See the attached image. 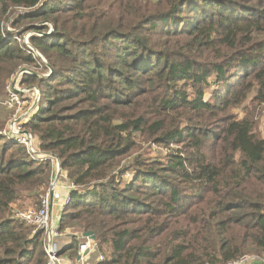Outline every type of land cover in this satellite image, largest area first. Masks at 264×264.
Listing matches in <instances>:
<instances>
[{"label":"trees","instance_id":"16d2710c","mask_svg":"<svg viewBox=\"0 0 264 264\" xmlns=\"http://www.w3.org/2000/svg\"><path fill=\"white\" fill-rule=\"evenodd\" d=\"M24 66L26 129L73 184L60 256L92 232L95 264H264V0H0V90ZM52 176L0 138V264L46 263L12 206L39 208Z\"/></svg>","mask_w":264,"mask_h":264},{"label":"built area","instance_id":"2783aa9c","mask_svg":"<svg viewBox=\"0 0 264 264\" xmlns=\"http://www.w3.org/2000/svg\"><path fill=\"white\" fill-rule=\"evenodd\" d=\"M34 33L25 34L23 37L15 36L14 39L26 45L29 52L39 61L38 66L43 69L47 64L45 57L30 44V38ZM32 70L21 67L16 76L11 77L6 85L5 108L8 112V120L0 138L8 140L26 149L31 158L38 162L51 161L53 165V176L50 188L40 196V206L36 209L18 210L12 208L13 218L33 229L32 235L39 233L43 236V248L47 256L45 264H86L92 261L91 255L98 254L94 264L103 261L104 255L99 252L95 241L86 239L78 246L77 259L60 256L64 250L60 242L66 236L60 229V218L71 201L70 192L73 184L67 186L59 183L58 175L61 173V162L56 156L45 154L41 151V142L29 130L26 125L39 109L42 92L37 86H24L20 79L24 75H31ZM260 260L255 256H246L239 261L230 264L257 263Z\"/></svg>","mask_w":264,"mask_h":264},{"label":"rangeland","instance_id":"374dc122","mask_svg":"<svg viewBox=\"0 0 264 264\" xmlns=\"http://www.w3.org/2000/svg\"><path fill=\"white\" fill-rule=\"evenodd\" d=\"M6 19H7V17H6ZM11 26L12 25H11L10 21L4 22V27H7V29H12ZM29 68L32 70L33 67H27V69H29ZM33 70L34 71H39V73H37V74L40 77H48L49 74H50V70L48 71V70H45L44 68L40 69L39 66L33 68ZM18 71L16 72V74L18 73ZM16 74L11 75V77L16 76ZM8 80L5 81L4 88L0 90V122H5V125H6V122H7L8 118H9L8 112H7V110H6L5 106H4L5 101H6V96H7V94H6V85H7ZM256 91H257V89L255 90V92ZM248 107H249V109L251 111V115H254L256 120L258 121V123H260V127H259L260 131L261 132L263 131L262 133L264 134V116L260 118L258 115H256V112H255L254 108H252V106L250 105L249 102H248ZM244 111H245V113H244ZM244 111L240 110V109H237V110H235V113L238 114L239 117H244L245 115H247V111L245 109H244ZM156 153H158L161 156V155H165V153H167V151L165 149L157 148ZM154 155H156V154L154 153ZM58 179H59V183L62 184V185H67V186L71 185V183H69L66 180L65 175L62 174V173H59ZM21 207H23L22 204H13V206H12V208H15V209H18V210H28V209H36L37 208V207L34 208L33 206H26V207H23V208H21ZM32 232H33V229H32ZM91 257H92V261L87 262L86 264H94V261H96L97 258H98V254L94 253V254L91 255Z\"/></svg>","mask_w":264,"mask_h":264},{"label":"crops","instance_id":"0c3cea01","mask_svg":"<svg viewBox=\"0 0 264 264\" xmlns=\"http://www.w3.org/2000/svg\"><path fill=\"white\" fill-rule=\"evenodd\" d=\"M71 244V238L64 237V239L61 240L60 246L63 249H66Z\"/></svg>","mask_w":264,"mask_h":264},{"label":"water","instance_id":"95a60500","mask_svg":"<svg viewBox=\"0 0 264 264\" xmlns=\"http://www.w3.org/2000/svg\"><path fill=\"white\" fill-rule=\"evenodd\" d=\"M49 69H50L51 73H53L52 68L49 67ZM56 158L59 159L58 157H56ZM83 237L86 239H90L92 241H96V237L92 232H88V233L83 234Z\"/></svg>","mask_w":264,"mask_h":264}]
</instances>
